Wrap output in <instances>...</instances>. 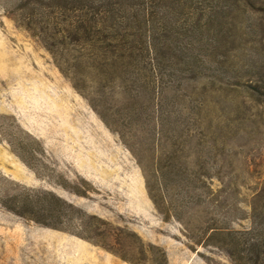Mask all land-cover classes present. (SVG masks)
I'll use <instances>...</instances> for the list:
<instances>
[{
    "label": "rangeland",
    "instance_id": "374dc122",
    "mask_svg": "<svg viewBox=\"0 0 264 264\" xmlns=\"http://www.w3.org/2000/svg\"><path fill=\"white\" fill-rule=\"evenodd\" d=\"M239 1L250 26L230 10L223 42L240 74L250 59L255 79L264 75V0ZM76 5L0 0V264H243L264 238L258 95L226 97L209 57L211 70L194 76L178 49L166 68L158 55L155 74L146 59L132 94L120 80L93 81L91 41L62 31L48 40L33 23L61 21ZM187 39L174 44L188 51ZM79 60L90 76L83 91L73 82ZM29 195L54 207L58 227L9 208Z\"/></svg>",
    "mask_w": 264,
    "mask_h": 264
},
{
    "label": "trees",
    "instance_id": "16d2710c",
    "mask_svg": "<svg viewBox=\"0 0 264 264\" xmlns=\"http://www.w3.org/2000/svg\"><path fill=\"white\" fill-rule=\"evenodd\" d=\"M76 1L75 13L64 16L61 21L51 23L41 18L33 23L48 40L62 31L91 41L86 55L89 67L94 72L93 81L120 80L124 91L132 94L140 88V74L142 69H146V59L150 65L149 74H155L158 55L161 53L163 57L161 62L157 63L158 67L166 68L172 65L171 58L178 49L191 57V60L184 59L183 62L187 66L186 69L192 70L194 76L205 69L211 70L204 59L209 57L215 71V74L210 75L212 84H217L226 97L239 89L246 92L249 98L257 94L256 99L264 106V75L253 78L256 72L252 71L250 59L245 61L246 69L240 74L231 62L229 49L223 42L229 33L226 31L229 29L226 18L230 15V10L239 9L244 15L241 22L250 23L251 17L246 13L247 8L239 0ZM157 6L164 10L161 17L156 13ZM185 7L190 10L185 13L186 22L180 23ZM222 34L223 37L220 36ZM184 37L188 38L187 45L191 47L188 51H185L187 48L174 44L176 40ZM82 66L79 60L73 77L75 87L81 91L88 87L90 77L83 71ZM254 81L257 86L253 84ZM136 95L137 93L134 96ZM243 102L246 103L245 100ZM13 142L11 141V144H14ZM17 153L24 159L28 151L24 148L17 149ZM41 199L40 196L36 198L34 195L16 198L15 201L21 204V207L9 208L36 222L58 227L61 222L59 214L51 204L42 205ZM211 229V235L224 234L226 231L217 227ZM254 239L247 248L243 264H264V238ZM232 254L233 251L230 252V255Z\"/></svg>",
    "mask_w": 264,
    "mask_h": 264
}]
</instances>
